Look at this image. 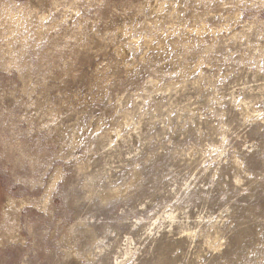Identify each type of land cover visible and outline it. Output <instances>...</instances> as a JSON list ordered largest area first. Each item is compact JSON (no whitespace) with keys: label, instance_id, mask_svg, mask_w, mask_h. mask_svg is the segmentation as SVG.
<instances>
[{"label":"rangeland","instance_id":"obj_1","mask_svg":"<svg viewBox=\"0 0 264 264\" xmlns=\"http://www.w3.org/2000/svg\"><path fill=\"white\" fill-rule=\"evenodd\" d=\"M120 261L264 264V0H0V264Z\"/></svg>","mask_w":264,"mask_h":264},{"label":"bare ground","instance_id":"obj_2","mask_svg":"<svg viewBox=\"0 0 264 264\" xmlns=\"http://www.w3.org/2000/svg\"><path fill=\"white\" fill-rule=\"evenodd\" d=\"M7 201H8V200H7ZM6 203H7V202H6ZM4 205H5V204H4ZM4 205H3V206H4ZM7 207H8V206H7ZM11 233H12V232H11ZM122 263H123V261H120L118 264H122Z\"/></svg>","mask_w":264,"mask_h":264}]
</instances>
